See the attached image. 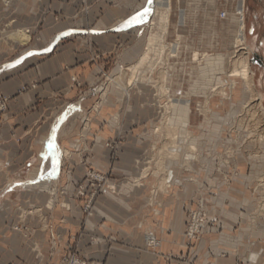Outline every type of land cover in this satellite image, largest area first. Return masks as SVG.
Instances as JSON below:
<instances>
[{
    "label": "rangeland",
    "instance_id": "rangeland-1",
    "mask_svg": "<svg viewBox=\"0 0 264 264\" xmlns=\"http://www.w3.org/2000/svg\"><path fill=\"white\" fill-rule=\"evenodd\" d=\"M52 1L0 0L1 74L11 76L24 69L29 53L48 57L70 42L92 46L96 74L86 82L71 77V87L77 91L69 99L78 103L65 120L59 139L78 138L81 146L56 149L52 174L33 181L44 194L33 199L20 197L21 205L16 202L11 210H0V264H71L74 257L87 264H105L80 252L79 242L91 245L101 236L107 241L122 239L120 231H111L106 216L96 218L102 204L99 197L116 193L120 187L136 193L125 209L138 223L135 234H143L148 251L166 259L174 257L162 250L161 233L168 232L158 223L163 203L153 197L146 203L142 194L149 189L153 194L173 190L182 203L179 260L183 264L189 262L191 253L199 255L203 244L213 264H264V0H245L246 49L237 46L239 0H214L212 19L199 11L191 18L184 11L183 25L179 19L185 9L171 0L164 40L167 50L150 72L156 82L140 80L132 86L128 83L127 89L110 76L119 67L130 76L129 67L138 61L149 33L155 30L150 19L131 28L116 27L117 36L109 47L91 36L90 28L77 27L76 19L70 28L76 31L55 34L54 25L62 19L49 8ZM81 10L87 14L90 9L84 4ZM19 30L29 34V39L11 37ZM53 35L57 42L51 49L39 52L33 48L45 45ZM176 43L179 49L171 56L168 49ZM196 52L200 58H195ZM205 53L215 58L214 65L201 58ZM241 56L249 59V85L241 77L229 76ZM218 79L220 84H216ZM0 94L8 97L6 108L0 109L1 125L15 96ZM169 96L190 103L184 122L190 138L180 137L175 144L170 125L181 114L175 107L166 110ZM169 150L176 155H168ZM81 156L90 160L86 175L77 178L75 159ZM117 175L121 180L117 181ZM81 188L84 195L78 193ZM33 200L38 205L31 206ZM94 219L101 228L89 225Z\"/></svg>",
    "mask_w": 264,
    "mask_h": 264
},
{
    "label": "crops",
    "instance_id": "crops-1",
    "mask_svg": "<svg viewBox=\"0 0 264 264\" xmlns=\"http://www.w3.org/2000/svg\"><path fill=\"white\" fill-rule=\"evenodd\" d=\"M148 2L149 0H53L49 8L59 13L62 19L61 23L54 25L55 34L63 33L62 31L66 29L70 30L76 19L77 27L90 28L91 36H96L103 44L105 42L112 47L113 37L117 36V28L127 27L125 24L127 19L136 12H142ZM175 2L186 12L188 10L191 18H196L199 11L205 15L206 19L208 15L212 19L210 13L214 8V0H175ZM84 4L90 9L87 14L81 10ZM79 11H81L79 16L75 17ZM71 31L76 30L67 32L71 33ZM53 37L45 45L33 48L38 49L36 51L39 52L49 50V46L56 39ZM57 44L62 45L60 42ZM98 46L100 47L99 44ZM57 50L58 53L48 57L37 55L36 52L31 56L28 55L24 62L25 68L20 69L14 75L3 76L0 71V92L15 96L8 110L3 114V121L0 125V210L4 213L11 210L16 202L20 203L18 202L20 197L30 196L33 199L38 194H44L33 181L47 178L52 174V164L57 148L61 150L66 146L72 148L81 146L78 138L59 139V137L65 128V120L78 103L76 100L69 99V97L76 96L77 91L71 87V77L77 76L84 82L95 77V67L92 68L94 66L92 57L95 52L90 45L83 47L72 42ZM35 83L36 85L29 90L19 92L24 86ZM68 128L72 127L69 125ZM75 132L77 133V130ZM89 160L84 156L78 160L75 159L77 178L86 175L85 168ZM63 169L62 167L61 170ZM116 179L121 180L118 175ZM129 190L126 187H120L116 193L110 195L103 193L98 199L103 205H97L99 208L96 218L106 216L111 231L112 229L115 232L120 231L119 236H122V239L112 237L107 241L101 236L98 242H93L91 245L88 241L81 240L79 242L80 252L105 264H183L179 260V253L181 255L182 252L183 230L180 197L176 196L173 190L170 193L159 190L153 194L149 189L142 194L146 198V203L153 197L154 201L162 202L164 205L159 222H155L168 230L167 233L164 231L161 233L162 250L165 255L167 252L173 253L174 257L166 259L164 255L154 254L145 249L143 234L138 231L135 234L138 223L125 209L130 199L133 200L131 197H136V193L131 194ZM29 203L33 207L38 205L36 200L29 201ZM102 206H106V209ZM95 221L94 219L89 223L92 228L99 226V223L96 224ZM4 222H6L5 219H3ZM101 227L102 225L98 229ZM101 233L99 234L102 235ZM109 245L112 250L108 252ZM201 248L199 255L194 256L191 253L189 262L184 264H213V261L208 258L206 245L203 244Z\"/></svg>",
    "mask_w": 264,
    "mask_h": 264
},
{
    "label": "bare ground",
    "instance_id": "bare-ground-1",
    "mask_svg": "<svg viewBox=\"0 0 264 264\" xmlns=\"http://www.w3.org/2000/svg\"><path fill=\"white\" fill-rule=\"evenodd\" d=\"M171 3H172L171 0H151V3L148 2L147 6L145 7V9H148V14L144 16V20L149 18L151 21L150 24L152 25V28L155 30H152L149 33V36H148L147 42H146L147 44H146L145 51L141 54L138 61L129 67V70L131 73L130 76L128 77L126 75V71L124 68L119 67L118 69L113 71L112 75L110 76L111 81H115L116 83L119 84L120 87L125 88V89H127L129 87L128 83L130 84V86H132L140 80L142 82H146V83H155L156 82V80H154V78L150 75V72H151V69H153L152 67L157 66L163 60L164 53L167 50L168 45L166 46L164 44V40H165V36L168 32L170 11L172 8ZM244 8H245V0H239L238 14L240 15V21H239L240 27H239V32H238V36H237V46L240 47L241 49H246V46H247L246 45V34H245L246 24H245V19H244V15H245ZM184 11L185 10H181L180 19H179L180 24L179 25H183L186 21L187 16H186V13ZM11 37L19 38L22 41H26L29 39L30 36H29V34L24 32L23 30H19L15 33H12ZM56 40H57V38L54 39L53 43L49 46L48 49L52 48V46L56 43ZM178 49H179V44L176 43V44H173L170 47V49H168V50H170V55L174 56L175 53L178 51ZM194 56H195V58H200V54L198 52H196ZM218 57H219L218 62H222L221 57L220 56H218ZM201 58L203 60H206V62L208 64L210 63V66L215 64V58L212 57V55H210V54L205 53L202 55ZM18 61H19V58H18ZM12 63H14V62H12ZM15 63H17V62H15ZM234 66L235 67L231 71V73H229V76L241 77L244 80V82L249 85V83H251L250 79H252V77H251V70H250V64H249L248 56H241ZM220 82L221 81L218 79L216 81V84H220ZM166 88L167 87H165V89ZM215 88L216 87H214V89ZM166 91H167V89H166ZM260 100L261 99H259V101ZM259 101L258 102L256 101V102L259 103ZM189 106H190V103L188 102V100H185L182 98H170V96H169V102L165 103L164 107H166V110H169V109H172V107H175V109L177 111H179V113L181 114V116H177L175 118V123L170 125V132H172V138L175 141L174 144L176 143V140L179 139L180 137L184 138L185 141L190 138V132L184 126V122L187 120L188 114L190 111ZM259 107H260V105H259ZM247 108H248V110L252 109V108L249 109V107H247ZM165 122H164V124H165ZM167 130H169V128H167ZM262 138L264 139V137H262ZM163 154H165V153H163ZM167 154L170 155L171 157H173L174 155H176V152H172L169 150V153H167Z\"/></svg>",
    "mask_w": 264,
    "mask_h": 264
},
{
    "label": "snow or ice",
    "instance_id": "snow-or-ice-1",
    "mask_svg": "<svg viewBox=\"0 0 264 264\" xmlns=\"http://www.w3.org/2000/svg\"><path fill=\"white\" fill-rule=\"evenodd\" d=\"M149 3H151V0H149ZM148 14V9H145L142 12L137 13L135 16H132L130 19H128L125 24L127 27H132L135 24L143 23L144 22V16ZM33 53H29V55H32ZM19 63V61H17Z\"/></svg>",
    "mask_w": 264,
    "mask_h": 264
},
{
    "label": "built area",
    "instance_id": "built-area-1",
    "mask_svg": "<svg viewBox=\"0 0 264 264\" xmlns=\"http://www.w3.org/2000/svg\"><path fill=\"white\" fill-rule=\"evenodd\" d=\"M7 102H8V97L0 94V109L1 110H4L6 108ZM78 193L81 195L85 194V192L83 191V188H81V190H79ZM71 260H72L71 264H87L86 261L80 260V259L75 258V257L72 258Z\"/></svg>",
    "mask_w": 264,
    "mask_h": 264
},
{
    "label": "water",
    "instance_id": "water-1",
    "mask_svg": "<svg viewBox=\"0 0 264 264\" xmlns=\"http://www.w3.org/2000/svg\"><path fill=\"white\" fill-rule=\"evenodd\" d=\"M255 57L259 59V61L262 60L261 56H259L257 53H255Z\"/></svg>",
    "mask_w": 264,
    "mask_h": 264
}]
</instances>
